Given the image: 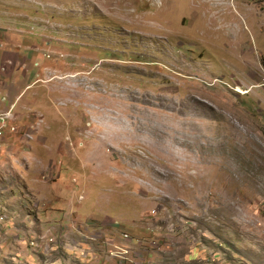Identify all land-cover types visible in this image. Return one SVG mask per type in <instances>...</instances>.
<instances>
[{"label":"rangeland","instance_id":"obj_1","mask_svg":"<svg viewBox=\"0 0 264 264\" xmlns=\"http://www.w3.org/2000/svg\"><path fill=\"white\" fill-rule=\"evenodd\" d=\"M0 264H264V0H0Z\"/></svg>","mask_w":264,"mask_h":264}]
</instances>
